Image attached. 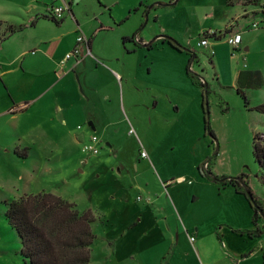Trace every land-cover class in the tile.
Returning <instances> with one entry per match:
<instances>
[{
  "label": "rangeland",
  "instance_id": "rangeland-1",
  "mask_svg": "<svg viewBox=\"0 0 264 264\" xmlns=\"http://www.w3.org/2000/svg\"><path fill=\"white\" fill-rule=\"evenodd\" d=\"M38 1L40 8L43 4L52 5L51 0ZM128 1L111 14L113 19L116 17V24L110 12L102 14L100 7L95 8L89 0L75 6L82 22L83 18L90 20L95 12L105 25L112 24L113 28L107 31L98 30L96 21L89 24L91 31H96V47H113L116 55L125 47L136 49L123 59L128 71L138 77L137 83L125 84L126 109L122 105L123 90H118L105 72L94 71L88 63L87 73L93 82L98 78L109 82L106 92L99 93L101 100L89 105L96 115L102 111L107 114L106 124H96V131L89 126L91 120L85 112L87 86L78 75L73 74L72 81L84 102L76 101L68 91L64 96L63 85L56 88L57 95L42 98L52 78H45L38 70L41 53L31 43L35 31L18 30L17 35L11 36L15 39L0 43V62L8 65L16 58L12 64L16 70L0 79V111L13 109L0 115V264H28L21 255V241L5 218V200L10 202L26 195L52 193L76 204L80 212L91 210L96 218L91 264H161L162 259L171 258L194 264L188 256L192 252L205 251L208 256H217L219 248L228 252L230 239L221 236V224L231 233L227 221L237 224L238 208L231 197V187L221 183L225 178L243 181L264 209V176L253 148L255 135L264 133V110L256 109L264 106V24L260 29L251 27L263 19L261 13L252 16L260 10L259 3L252 1L249 10L254 12L242 17V7L233 4H245L246 0H179L171 6L159 3L170 4L172 0H143L142 5L153 6L149 14L141 6L129 16L125 10ZM21 4L22 0H0V12L18 14L22 12ZM228 26L231 29H226ZM210 29L228 33L221 41L208 39L209 47L200 46L204 31ZM238 31L243 41L235 49L228 38ZM122 35H135L137 44L142 38L146 42L158 39L148 50L135 43L124 46ZM171 40L194 51L198 60L193 63L190 55L174 51ZM25 52H29L24 63L26 72L20 68ZM247 67L261 71L263 79L261 87L243 91L249 107L235 88L238 73ZM192 75L206 84L208 96L194 83ZM137 84L156 92L158 107L152 114L138 106L130 107V93L140 96ZM105 93L110 95L109 102L102 99ZM45 101L54 104L59 123L43 118ZM31 102L38 103L27 111L21 109ZM61 106L64 112L66 106L77 110L64 117V112L58 113ZM92 135L102 141L101 150L87 156L82 148ZM14 152L19 157L29 156L19 160ZM143 152L149 156L142 158ZM157 193L161 195L160 203H166L160 208L136 201L138 196L155 201ZM240 200L250 208L244 197ZM259 219L264 222V213H259ZM194 221L202 226H194ZM220 236L225 241L224 248ZM233 236L234 243L246 246L247 241L240 235ZM103 237L116 242V254L114 245L110 246ZM169 244L177 249L174 256ZM261 255L264 256V248Z\"/></svg>",
  "mask_w": 264,
  "mask_h": 264
},
{
  "label": "crops",
  "instance_id": "crops-1",
  "mask_svg": "<svg viewBox=\"0 0 264 264\" xmlns=\"http://www.w3.org/2000/svg\"><path fill=\"white\" fill-rule=\"evenodd\" d=\"M65 1H66L67 5L69 6V11L64 15V17L60 21L59 25H57L56 23H54L50 19V16H51L50 11H49L50 6L47 4H43V8H40L38 6V3H39L38 0H22V4H21L22 5V12H20V13L18 12V14H16L15 12L5 13L4 12L5 10L4 11L1 10L0 20L5 22L6 26H11L12 28H14L16 30V32L18 30L24 32V31H28L29 29L35 31L36 37H35V40L32 41L31 43L34 44L33 47L36 46L38 48L37 50L35 49V51H39L41 53V57L39 59H37V61L39 60L38 70L42 71V73L45 74V78L46 77L52 78V83L50 84V86L47 87L48 89L46 88L47 90L44 93H42V95H41L42 98H45L48 95H51L52 97L57 95L56 88L58 86L63 85V89H62L61 93L64 96L67 95L66 92L68 91L69 95H71L72 93L75 95L76 101L84 102V100L81 97L82 95H80L78 92L77 84L75 83V81H72V80H74L73 74L78 75L81 82L85 83V85L87 86V91L85 94L88 98V106L85 107V112L88 113L87 115H88V118L91 120L90 122H93L95 125V128H96V124L97 125L106 124L105 119H108L106 116L107 114L105 113V111H102V113L96 115V113L93 110V107L91 108L89 105L92 104L94 106L95 102H97L98 100H101V96L99 95V93H100V91L106 92L107 85L109 84V82L107 83V81H105V80H100V78H98L97 80H95V82H93L94 80L90 79L91 75L89 76V73H87L88 68H90L89 65L91 64V67L94 69V71L101 70V71L105 72L109 76V78H110L109 80H111L113 82V85L116 86L118 88V90L119 89L123 90L122 105H123L124 109H126V106H127L126 105V99H125V84H128L130 86L131 83H133V82L137 83L138 77H134L132 72L130 70L128 71L129 67L126 66L127 63L125 60H123L126 54H129V55L133 54L136 52V49L135 48L131 49L129 47L128 48L125 47L126 49L124 51L122 49L120 51V53L117 55L115 54L116 49H114L113 47H110L109 49H108V47H106L104 49H99L98 47L95 46L94 38L96 37V35H95L96 31H95V33L92 32L91 29L89 28V24L96 21L99 25L98 30H100V31L111 30L113 28L112 24H110L108 22L107 25H105L104 21L100 19L99 14L94 12V9L96 7H100V9H101L100 12H103L102 14H105V12L108 11V12H110L109 13L110 15L111 14L114 15V9L117 6L124 4L126 2V0H89L90 4L92 3L91 5H93L95 7L94 9H92V11L94 12V16L91 17V19L87 20V21H84V18H83V22L79 19L80 17L78 15V12L75 10V6L79 7L80 2L82 0H65ZM142 4H145V3H143V0H129L128 3L125 5V10H126V12H128L129 16H131L133 10L135 13H137L142 6L146 10V13L149 14V12L152 9H149L150 7L148 8V6L142 5ZM233 5L234 6L240 5L242 7V17H245V15H249L250 13L254 12L253 9L249 10L251 8V5L248 6V5H246V3L245 4L234 3ZM91 8H92V6H91ZM112 8H113V10H112ZM259 12H260V10H256V12H255L256 14H252V16L255 17V15H257ZM5 14H13L14 16L21 17L22 19H20L21 21L17 20L18 18L12 19L10 17H7ZM112 15H111V17H112ZM216 15H217V13L215 14V16ZM146 16H148V15H146ZM144 18H145V16L143 17V20H144ZM33 19H36V21L33 22ZM70 19H72L75 24ZM112 21H114V23L116 24V22H117L116 17H115V19H113V17H112ZM110 22H111V20H110ZM147 22H148V20H147ZM30 23H31V26L29 27ZM232 23H229V24L231 25ZM235 23L238 25V21H236ZM226 29H231V27L228 26V27H226ZM39 30H40V33H37V32H39ZM16 32L13 34L17 35L18 33H16ZM80 32H83L89 38L90 54L88 53L87 49L84 48L82 50V55L79 58L72 57L71 59H69L68 61L63 63L67 54L69 52H71L74 49V47L76 46L77 37L80 34ZM204 32H207V31L205 30ZM208 32H214V30L210 29V31H208ZM12 35H7L6 37H2L4 39L0 40V43L4 44V42L10 40ZM14 37L11 39L16 38V37L15 38ZM123 38H131V37H129L127 35H122V43L124 44V46H127L128 43H135L136 45H138L140 47L142 46L143 48H145L143 45L149 43V42H146L143 38L141 39V43H138V44L136 42H131V41H128L125 43L123 41ZM157 39L158 38H156V41H157ZM242 39H243V37H242ZM156 41H155V43H156ZM162 43H165V41L162 40ZM1 48L2 47H0V49ZM146 49H148V48H146ZM148 50H152V48H149ZM246 51H248V48H246ZM28 53L29 52L23 53L24 57L20 62V68H22V70L24 69V72H26V69L24 68V63L26 62V58L28 56ZM178 53H180V52H178ZM33 54H34V52H33ZM182 55L189 56L187 53H183ZM15 56H17V53L15 54ZM116 58H118V60H116ZM15 61H16V58L13 59L10 62V64H8V65H4L3 64L4 61L0 62V71H1L0 72V79H3V78L5 79V77H7L9 75V73L13 72V70H16V67L12 68L13 67L12 64L15 63ZM88 63H90V64L88 65ZM249 68L250 67H247V69L241 70L238 73L237 79H236V87H235L236 90H237V86H238V78H239V75L241 72H256V71L261 72L258 69H252L251 70ZM90 71L91 70L89 69V72ZM65 82H67V83L65 84ZM137 86H139V85L137 84ZM137 90H138V93L140 94V96L137 95L136 93L135 94L132 92L130 93V98H129L130 107L138 106V107L143 108L145 110V113L148 112V113L152 114L153 113L152 110H154L155 108L158 107V100L155 99V98H157L156 92H151V90H152L151 88H143L141 86H139ZM137 90H136V92H137ZM102 99L105 102H109L110 95L106 94V96H102ZM37 103H34V102L26 103V104H24V107H22L21 109H24L23 111H27L31 106H34ZM135 103L137 105H134ZM42 104H43L42 105V111L44 112L43 118L45 116V120H48V122H50L52 124L56 123V122L59 123L60 115L56 113V111L54 109V104L51 102H47V101H45V103H42ZM63 109H65V108H63L62 106L59 107L58 113H63L64 112ZM10 110H11V112L13 111V109H11V108L7 111L6 110L0 111V113H1L0 115L8 114ZM75 110H77V108L75 106H71V107L66 106V111L64 112V117H67V113L69 115L70 111L74 112ZM48 112H50V113H48ZM63 120H66V119H63ZM42 122H44V119ZM80 126H82V125H79L78 128L81 130L82 127L80 128ZM89 139L90 138H87L86 143L89 141ZM25 155L23 156L24 158L19 157L17 152H14V156L19 160H26L29 155H26V156ZM231 189H232V193H233V194H231V197L233 199V202L236 203L237 208H238L236 210V216H235V220H236L235 222H237V224L234 225L233 223H230L229 221H227L228 224H231L230 228H231V233H233V234H231L229 232V229L228 230L226 229L227 227H226V225H224V223L221 224L222 228L220 230V232H221L220 234L223 238L228 237L227 239H230V242H229L230 249L228 252H223V250H221V248H219V252H218L217 256L215 254L208 256V254L204 250H203L204 253H202V251H201L202 255L198 252H195V253L192 252L188 256L192 257L194 264H264V256L263 257H262V255L260 256V250L263 251V248H264V239H263L264 222L260 221V219H259L257 222V225L254 226L253 220H252L253 210L251 209V206H250V208H248L249 206H246L240 200L241 197L243 198V196L237 194L232 187H231ZM166 191H168V188L166 189ZM169 193H172L170 189H169ZM139 197H144V196H138V198ZM155 197H156L155 201H150L148 196H146V197L142 198V200L140 202L144 201L147 204V206H150V205L152 207L158 206V208H160L164 204H166L165 202L160 203L159 200L161 198V195H159L158 193L155 194ZM61 198L64 199V197H61ZM138 198L136 201H138ZM5 201H7V200H5ZM246 203L249 204L248 201ZM175 205H176V207L179 206L178 203H175ZM161 210H164V209L161 208ZM161 210L158 211L159 214L162 213ZM88 211H91V210H88ZM179 215H180V213L178 214V216ZM239 216H240V218H238ZM181 217L182 216H179V218H181ZM219 222H225V221H219ZM186 224H189V223L186 222ZM193 225L200 227V226H202V223H200L198 221H194ZM261 226H262V229H260ZM248 230H250V231L258 230L257 236H253L252 238H250L247 234L240 233V232H244V231H248ZM195 231L197 233H199L198 228H196ZM222 232H223V234H222ZM235 234L240 235L242 240L245 239V241H247V242H245V245H246L245 247H242L241 245L236 244L231 240V239H233V237H234L233 235H235ZM221 236L218 239L220 240V242L224 248V246H226V245H225L224 239H222ZM103 238L107 239L108 243H109V241H111V239H108L107 237H103ZM109 245L111 246L110 243H109ZM169 246L170 247L168 249H170V250L172 249V252H173L172 254L174 256L177 249H176L175 245L169 244ZM113 247H114L113 252L116 254L117 253V247H116L115 241H114ZM258 259L260 260L259 262H258ZM164 261L165 260L162 259L161 264H183V262H182L183 260L181 258H179V260L177 262H175L173 260V258L167 259L165 262Z\"/></svg>",
  "mask_w": 264,
  "mask_h": 264
},
{
  "label": "trees",
  "instance_id": "trees-1",
  "mask_svg": "<svg viewBox=\"0 0 264 264\" xmlns=\"http://www.w3.org/2000/svg\"><path fill=\"white\" fill-rule=\"evenodd\" d=\"M246 5H252V1L259 3L261 15L264 17L263 0H246ZM259 1V2H258ZM256 4V3H255ZM50 19L60 24L52 16ZM16 30L0 20V40L7 35H12ZM228 32H205L202 39H213L221 41ZM136 36L124 38L123 41L136 42ZM172 49L180 53H186L183 46L177 41L169 42ZM193 61L194 51L187 53ZM198 58V56H197ZM196 58V59H197ZM195 59V60H196ZM194 60V61H195ZM194 83L204 89L205 97L208 96V89L204 82L191 76ZM263 84L261 72H241L238 78L237 92L245 100L246 107L249 101L245 89L261 87ZM264 110V106L256 108ZM208 104L204 107L207 116ZM209 133L214 137L213 131L209 128V122L205 121ZM254 153L264 176V133L255 135L253 143ZM224 187H232L235 192L245 197L253 210V225L256 226L259 220V213L264 209L254 194L247 195L245 183L234 178L221 180ZM7 211L5 218L14 229L21 241V255L28 264H91V248L95 243L94 224L96 218L91 211L80 212L76 205L52 193H39L26 195L19 199L6 201ZM247 234L250 238L257 236L258 230L240 232ZM111 244L112 242L109 241ZM114 245V243H112Z\"/></svg>",
  "mask_w": 264,
  "mask_h": 264
},
{
  "label": "built area",
  "instance_id": "built-area-1",
  "mask_svg": "<svg viewBox=\"0 0 264 264\" xmlns=\"http://www.w3.org/2000/svg\"><path fill=\"white\" fill-rule=\"evenodd\" d=\"M51 1H52V5H50V9H49L50 15L55 20L61 21L64 15L69 11V6L67 5L65 0H51ZM261 4H262V7H264V0L262 1ZM262 24H264V17L263 19H260L259 21H255L251 27L253 29H260L262 27L261 26ZM210 33L212 34L214 32H210ZM230 36L231 37L228 38V43L232 45L235 49L240 48L242 41H243L242 34L238 32L235 34H231ZM199 45L204 46V47H207V46L209 47L208 39H202ZM84 48H86L88 53L90 54L89 38L83 32H80V34L77 37L76 46L71 52L67 54L63 63H65L72 57L79 58L82 55V50ZM101 145H102V141L98 138V136L92 135L89 142L83 146L82 152L86 154L87 156L97 155L100 153ZM142 157L147 158L148 154L146 152H143ZM138 200L141 201L142 197H139ZM191 241L193 242L194 238H191Z\"/></svg>",
  "mask_w": 264,
  "mask_h": 264
},
{
  "label": "water",
  "instance_id": "water-1",
  "mask_svg": "<svg viewBox=\"0 0 264 264\" xmlns=\"http://www.w3.org/2000/svg\"><path fill=\"white\" fill-rule=\"evenodd\" d=\"M178 2H179V0H176L175 2H172V3H170V4H163V3H159V4H160V5H164V6H171V5H176ZM152 8H153V6H151L149 9H152ZM146 17H147V18H146V24H147L148 16H146ZM155 41H156V39L153 40L152 42H149L148 44L143 45V46H144L145 48H150L151 46H153V44L155 43ZM183 49H184V51L187 52V53L192 52V50L186 49V48H184V47H183ZM89 51H90V49H89ZM196 58H197V55H194V58H193V61H192V62H194V60H195ZM89 126H90L94 131L96 130L95 125H94L93 122H90V123H89ZM245 188H246L247 195H248L249 197H251V192H250V190L247 188V186H245Z\"/></svg>",
  "mask_w": 264,
  "mask_h": 264
},
{
  "label": "flooded vegetation",
  "instance_id": "flooded-vegetation-1",
  "mask_svg": "<svg viewBox=\"0 0 264 264\" xmlns=\"http://www.w3.org/2000/svg\"><path fill=\"white\" fill-rule=\"evenodd\" d=\"M176 0H172L171 2H175ZM153 46H151L150 48H152ZM149 49V48H148ZM198 60V58L193 62L195 63Z\"/></svg>",
  "mask_w": 264,
  "mask_h": 264
}]
</instances>
